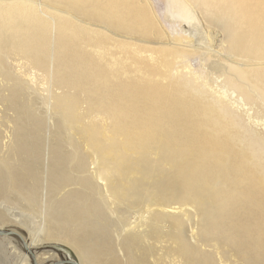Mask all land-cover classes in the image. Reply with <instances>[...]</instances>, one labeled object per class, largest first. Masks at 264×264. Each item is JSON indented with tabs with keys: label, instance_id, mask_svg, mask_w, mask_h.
<instances>
[{
	"label": "bare ground",
	"instance_id": "bare-ground-1",
	"mask_svg": "<svg viewBox=\"0 0 264 264\" xmlns=\"http://www.w3.org/2000/svg\"><path fill=\"white\" fill-rule=\"evenodd\" d=\"M7 224L36 264H264V0H0Z\"/></svg>",
	"mask_w": 264,
	"mask_h": 264
},
{
	"label": "rangeland",
	"instance_id": "rangeland-1",
	"mask_svg": "<svg viewBox=\"0 0 264 264\" xmlns=\"http://www.w3.org/2000/svg\"><path fill=\"white\" fill-rule=\"evenodd\" d=\"M3 231H14L20 234L27 244H30V242L32 241L29 233L21 226L14 224H7L3 227ZM5 238L7 239L2 240V237H0V264H31L29 258L26 263L23 262L21 256L19 255L18 252L19 250L14 245L11 238L9 237H5ZM46 250L47 251L52 250V251L47 252ZM34 251H38V253H36L37 255L39 254L38 261L46 260L45 264H52L59 261L60 259L58 258L59 256L58 254H62L64 255L65 258L71 261H75L79 264V261L75 256V254L73 253V251L69 247L61 243H42L41 245L35 246Z\"/></svg>",
	"mask_w": 264,
	"mask_h": 264
},
{
	"label": "water",
	"instance_id": "water-1",
	"mask_svg": "<svg viewBox=\"0 0 264 264\" xmlns=\"http://www.w3.org/2000/svg\"><path fill=\"white\" fill-rule=\"evenodd\" d=\"M0 236H7V237L19 239L21 241L22 251L27 254V257L29 258L31 264H36V262H35L36 261V259H35L36 255H35V253H33V251L32 252L28 251V248L26 247L25 242H22V238H20L17 234L12 233V232H8V231H6V232L0 231ZM48 251H50V250H48ZM58 255L61 256V254H58ZM52 264H78V263L75 262V261H71V260H69L67 258L63 259V256H62V258L59 261H57L55 263H52Z\"/></svg>",
	"mask_w": 264,
	"mask_h": 264
}]
</instances>
